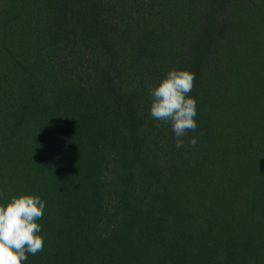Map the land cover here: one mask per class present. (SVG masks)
Returning <instances> with one entry per match:
<instances>
[{
    "label": "trees",
    "instance_id": "16d2710c",
    "mask_svg": "<svg viewBox=\"0 0 264 264\" xmlns=\"http://www.w3.org/2000/svg\"><path fill=\"white\" fill-rule=\"evenodd\" d=\"M169 69L195 74L182 148L148 115ZM21 194L45 201L22 264H264V0H0V202Z\"/></svg>",
    "mask_w": 264,
    "mask_h": 264
},
{
    "label": "clouds",
    "instance_id": "9594fccd",
    "mask_svg": "<svg viewBox=\"0 0 264 264\" xmlns=\"http://www.w3.org/2000/svg\"><path fill=\"white\" fill-rule=\"evenodd\" d=\"M195 74L186 69H169L149 89L151 102L148 115L159 127L170 124L175 137L174 146L182 148L187 131H195L197 123L196 101L188 95L193 87ZM189 146L195 147L197 138L189 137ZM45 201L39 195H14L0 202V264H22L27 254L35 255L43 249L41 225Z\"/></svg>",
    "mask_w": 264,
    "mask_h": 264
}]
</instances>
